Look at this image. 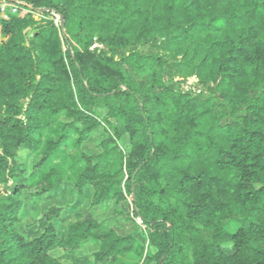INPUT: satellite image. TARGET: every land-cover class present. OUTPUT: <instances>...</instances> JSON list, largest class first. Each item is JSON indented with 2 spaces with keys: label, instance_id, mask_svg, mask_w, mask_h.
I'll return each mask as SVG.
<instances>
[{
  "label": "clouds",
  "instance_id": "9594fccd",
  "mask_svg": "<svg viewBox=\"0 0 264 264\" xmlns=\"http://www.w3.org/2000/svg\"><path fill=\"white\" fill-rule=\"evenodd\" d=\"M59 2L69 9L72 35L84 48L80 56L83 71L61 68L51 72L52 82L36 88L33 81L32 87L26 88L29 96L34 91L44 95L39 101L41 108L32 113L29 122L38 128L29 145L32 155L17 166L23 168L20 180L25 187L12 201H0V228L3 217H17L6 231L0 230V264H122L121 258L140 253L138 241L131 238L135 230L122 228L134 220L129 201L118 196L121 182L127 183L129 178L135 181L142 208L170 214L176 220L175 230L170 229L169 235L153 230L156 244L169 253L167 264H204L209 254L219 255L217 245L231 249L236 241L221 237L235 233L240 225L235 220L225 223L228 213L256 223L264 216V193L247 202L233 199L234 187L224 196L218 194L223 181L242 183L236 179V169L216 166L218 149H228L244 134L240 128L231 132L219 129L222 117L213 115L212 103L190 108V98H178L176 92L165 87V81L172 84L175 78L193 73L206 80L240 73L233 81L225 79L221 90H230L237 105L258 103L264 109V98L244 99L248 88L264 86V75H255L257 71L264 73V59H256L257 47L264 52V0H230L222 6L217 0H204L197 11L189 10L192 0ZM169 8L173 9L171 13ZM188 24L195 28L185 31ZM97 34L112 47L128 48L139 43L145 46V52L148 46L155 51L145 57L139 52L132 55L126 61L131 66L128 70L124 64L105 59L104 54L89 57L85 41L90 43ZM120 38L125 42L118 43ZM245 38L251 42L244 46L238 62L228 64V72H221V66L237 55L233 49L239 48ZM216 42L224 46L214 50ZM173 61L179 65L177 71H172ZM233 68L236 73L231 72ZM138 71L141 79L134 80ZM44 74L48 73L41 70L40 75ZM119 84L129 85L132 93L103 95ZM8 87L4 85L6 91ZM17 87L24 90L25 82L20 81ZM137 96L141 98L140 107ZM260 115L264 116V111ZM256 126L264 131V124ZM121 129L123 134L118 135ZM65 133L69 135L61 140ZM242 147L253 153L264 152V141L249 145L245 137ZM137 170L138 177L133 175ZM257 172L260 178L254 179L248 190L253 193L264 186V171ZM186 174L201 176L204 187L195 194L181 193L182 187H188L181 183ZM211 176L222 177L221 184L209 187ZM152 188H165V197L156 199L147 194ZM212 199L224 207H210L199 214L187 207ZM8 203L13 208L5 211ZM217 230L220 237L202 238L205 231ZM245 231L238 259L241 264H264V255L256 254L258 249L264 252V240L251 239L253 234L247 226ZM18 236L23 237L19 243ZM125 236L129 238L123 239ZM141 258L137 255L128 264H136Z\"/></svg>",
  "mask_w": 264,
  "mask_h": 264
},
{
  "label": "trees",
  "instance_id": "16d2710c",
  "mask_svg": "<svg viewBox=\"0 0 264 264\" xmlns=\"http://www.w3.org/2000/svg\"><path fill=\"white\" fill-rule=\"evenodd\" d=\"M4 1V0H2ZM12 2H19L26 11H20L18 14L12 15L8 20L0 18V37L5 41H0V130H7L9 127L11 130L3 133L0 131V189L5 190V193L0 194V201H12L14 197H17L24 189L25 185L20 176L23 174V168L17 167L23 165L24 156L32 155V148L29 147L34 134L38 131L37 127L32 126L29 122L32 120V113L39 111L41 108L40 97L44 93H37L34 91L32 96L27 95L28 87H32L34 81L36 88H40L44 83L52 82V71H58L61 68L74 67L76 72L82 73L83 66L80 61V56L84 51L81 44L75 39V36L71 32V13L68 8H65L59 0H10ZM226 2L230 3V0H217V5L222 6ZM204 0H192L190 5V11H197L203 7ZM46 9L48 10L42 16L46 19L37 20L39 14L36 10ZM172 8H169V13L172 12ZM103 11V10H101ZM98 15V13H94ZM54 16H58L65 22L64 31L61 26L58 27L53 19ZM154 19H157L154 17ZM231 23V21L229 22ZM208 27H211L209 25ZM195 28V25L188 24L185 26V31H189ZM105 37L97 34L91 39V42L85 41L87 44V51L89 57L94 55L104 54L105 59L110 60L116 64H124L128 70H131L130 64H126V61L137 52L141 57L149 56L155 49L153 46H148V51L145 52V46L139 43H134L128 48L124 47H112L111 42L105 43ZM113 39H116L113 36ZM118 43H124L123 38L117 41ZM251 41L249 38L242 39L240 41L241 46L233 49L237 53L236 56H230L229 61L221 66V72H228V64H236L238 62V56L245 51V45ZM223 42H216L213 45V49L223 47ZM160 59L159 56L156 57ZM207 59V57L205 58ZM248 59H251L248 57ZM256 59H264V52L259 47L256 48ZM70 62V64H69ZM47 65V67H43ZM25 68L23 71L21 68ZM27 68H31L32 71H27ZM179 65L175 61L172 62V71H177ZM43 70L48 74L40 75V71ZM232 73H236V70L231 69ZM169 74V69H165V75ZM219 75V73H217ZM240 73H236L239 75ZM236 75L229 74L227 76L219 75L218 80H206L202 79L199 75L193 73L188 76L177 77L174 79V83L168 84L165 81V87L178 94V98H190L188 99L189 107H195L197 105H207L212 103L213 115L216 117H222L219 120L217 127L227 132H231L235 128H240L243 132V136H238L231 143L228 149L219 148L217 153V159L215 161L216 166L224 169H236V179L242 181L237 185H233L230 181H223V187L218 188V194L224 196L227 189L234 187L235 194L233 199L236 202H247L249 199H258L259 194L264 193V186L255 190V193L248 191L253 187L252 181L259 180L260 173L257 169L264 171V152H251L242 147L244 138L247 137L249 145L256 141H264V131L256 125L264 124V116L260 115L261 109L258 103L242 102L237 105L236 101L231 97V92L228 89L221 90V84L225 79L233 81ZM257 78L264 73L257 71L255 73ZM27 77V79H25ZM141 73L137 72L134 80H140ZM20 81L25 82V89L21 90L17 87ZM86 83V82H85ZM7 84L8 90L6 91L4 85ZM153 85V90H155ZM46 90V91H50ZM126 92L132 93V88L127 84H119L117 88H114L110 93H104L103 95L123 94ZM89 96H93V93L89 91ZM94 98L99 99L100 96ZM260 101L264 98V86L250 87L246 90L244 99L245 101L253 100ZM137 106L140 107L139 96L135 97ZM148 98L145 97V100ZM194 119V118H193ZM192 120H189L191 123ZM177 123H180L178 121ZM128 125H124L126 129ZM15 133V134H14ZM19 133L25 135L20 136ZM122 132H118V135ZM69 134L65 133L61 136V140L66 139ZM151 135V130H149ZM129 137L131 141L132 137ZM188 138V134H185V139ZM27 142V144L25 143ZM158 151V149H157ZM152 155H155L153 153ZM134 176H139V170L133 173ZM223 178L218 176H211L208 178V186L213 184L220 185ZM182 184L187 183V188H181L180 192H191L193 194L199 192L204 187L205 180L201 176L192 177L185 175L183 177ZM152 197L160 199L165 197L166 189L155 188L149 189ZM120 199H126L130 201L131 216L134 217L132 221L131 238L138 241V246L141 249L140 253H133L127 257L121 258L122 264H128V262L135 259L137 255H141V259L136 261V264H167L169 259V253L159 248L156 244V240L153 237V230H158L162 235H169V230H175L176 220L170 218V214L166 215L164 212L152 213L141 207L139 204V192L135 187V181L129 178L128 182H121L120 191L118 193ZM210 196V194H209ZM119 201H117L118 203ZM19 205H17L18 207ZM187 207L194 213L199 214L202 211H207L210 207L215 210H219L224 207L222 202H217L212 199L210 203H197L195 205L188 204ZM13 205L8 203L7 209H12ZM175 211V209H173ZM192 219V216H189ZM17 217L8 215L3 217V228L5 230L15 223ZM231 220H235L240 227L237 228L235 233L224 234V239H232L236 241L231 249H222L219 245L216 247L215 253L209 254L208 259L204 264H241L238 259L240 255L241 244L243 238L247 235L245 226L252 232L251 239L264 240V216L259 217V222L249 221L247 218H241L239 215L229 212L225 218V223ZM115 231H121L116 229ZM143 233V234H142ZM138 234H142L147 240V244L140 241ZM220 237V232L217 230L215 233H208L205 231L202 238H217ZM128 236L123 239H128ZM23 237H16L19 243ZM51 244V241H49ZM170 247V245H169ZM8 251V249H6ZM42 251V249H41ZM256 254L264 255L259 249Z\"/></svg>",
  "mask_w": 264,
  "mask_h": 264
},
{
  "label": "rangeland",
  "instance_id": "374dc122",
  "mask_svg": "<svg viewBox=\"0 0 264 264\" xmlns=\"http://www.w3.org/2000/svg\"><path fill=\"white\" fill-rule=\"evenodd\" d=\"M1 7H4L5 8V10H6V12L9 14L10 12H11V10H13V8L14 7H16L18 10H19V12L20 11H26L24 8H23V6H21L20 4H19V2H12V1H10V0H4V1H2V0H0V8ZM37 16V20H42V19H46V18H44L41 14H36ZM53 19H54V21H55V24L58 26V27H60L61 26V23H62V21L60 20V18L58 17V16H54L53 17ZM0 41H5V39L4 38H2V37H0ZM121 132H122V134H123V129H121ZM126 139L129 141V137L127 136L126 137ZM30 156H24V158H23V161H24V163H26L27 161H28V158H29ZM64 191L66 192L67 191V187H65V189H64ZM3 193H5V190H3V189H0V194H3ZM49 198H51V197H49ZM129 201V200H128ZM129 206H131V204H130V201H129V204H128ZM26 207H27V205H26ZM122 228H131L132 229V225L130 224V225H122ZM121 230V229H120ZM138 237H139V239H140V241L142 242V243H144V244H147V240L145 239V237L142 235V234H138Z\"/></svg>",
  "mask_w": 264,
  "mask_h": 264
},
{
  "label": "built area",
  "instance_id": "2783aa9c",
  "mask_svg": "<svg viewBox=\"0 0 264 264\" xmlns=\"http://www.w3.org/2000/svg\"><path fill=\"white\" fill-rule=\"evenodd\" d=\"M18 13H19V10L16 7H14L13 10H11L9 14L6 12L4 7L0 8V18L6 19V20H8L10 16L18 14Z\"/></svg>",
  "mask_w": 264,
  "mask_h": 264
},
{
  "label": "water",
  "instance_id": "95a60500",
  "mask_svg": "<svg viewBox=\"0 0 264 264\" xmlns=\"http://www.w3.org/2000/svg\"><path fill=\"white\" fill-rule=\"evenodd\" d=\"M48 10L46 9H39V10H36L37 13L43 15L47 12ZM64 27H65V22H64V19L62 18V23H61V29L62 31H64Z\"/></svg>",
  "mask_w": 264,
  "mask_h": 264
}]
</instances>
